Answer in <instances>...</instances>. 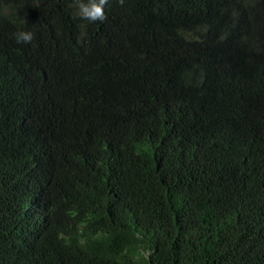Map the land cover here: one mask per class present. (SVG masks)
Here are the masks:
<instances>
[{"label": "trees", "instance_id": "16d2710c", "mask_svg": "<svg viewBox=\"0 0 264 264\" xmlns=\"http://www.w3.org/2000/svg\"><path fill=\"white\" fill-rule=\"evenodd\" d=\"M105 14L0 0V264H264V0Z\"/></svg>", "mask_w": 264, "mask_h": 264}, {"label": "clouds", "instance_id": "9594fccd", "mask_svg": "<svg viewBox=\"0 0 264 264\" xmlns=\"http://www.w3.org/2000/svg\"><path fill=\"white\" fill-rule=\"evenodd\" d=\"M119 2L123 4V0ZM107 4L108 0H76L80 17L89 22L106 20L105 6ZM14 35L17 43H31L34 39V33L31 31H18Z\"/></svg>", "mask_w": 264, "mask_h": 264}, {"label": "bare ground", "instance_id": "6f19581e", "mask_svg": "<svg viewBox=\"0 0 264 264\" xmlns=\"http://www.w3.org/2000/svg\"><path fill=\"white\" fill-rule=\"evenodd\" d=\"M138 146V145H137Z\"/></svg>", "mask_w": 264, "mask_h": 264}]
</instances>
